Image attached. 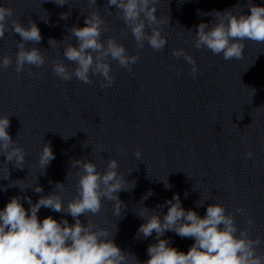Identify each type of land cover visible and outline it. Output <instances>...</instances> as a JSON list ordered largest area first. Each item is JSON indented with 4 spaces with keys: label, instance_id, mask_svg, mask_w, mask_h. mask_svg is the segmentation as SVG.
I'll list each match as a JSON object with an SVG mask.
<instances>
[{
    "label": "clouds",
    "instance_id": "clouds-1",
    "mask_svg": "<svg viewBox=\"0 0 264 264\" xmlns=\"http://www.w3.org/2000/svg\"><path fill=\"white\" fill-rule=\"evenodd\" d=\"M52 2L57 6L67 4V0ZM158 2L159 0H107L104 15H101L97 0H88L89 6H94L95 10L85 16V26L73 25L67 29L77 43L73 45L68 36L59 41L64 44L63 58L74 67L70 69L64 59L58 58L51 61L53 74L65 82L75 77L86 85H92L93 77H96L99 78L102 90L111 88L115 82L112 61L117 62L120 68L131 71L132 65L140 59L139 50L146 44L156 52L165 48L167 38L162 32L164 25L170 24V16L157 15ZM112 6H115V14L124 24L120 34L123 36L130 32L134 38L137 48L135 54H129L125 45L115 36L103 38L109 31L105 15H113L109 11ZM247 8L250 14H245L240 5L224 11L202 13L211 15L213 20L211 23L198 24L194 47L197 50L207 49L214 55H222L225 60L243 59L245 41L264 43V6L247 0ZM70 15V12L61 13L60 19L67 20ZM9 30L20 37L14 61L16 73H22L28 66V73L32 75V67L45 66L48 58L44 51L36 47L43 39L36 22L29 19L27 24L22 23L10 6L0 3V40L5 38V33ZM57 42L53 38L48 40L53 48L58 47ZM29 44L33 46L28 47ZM171 55L183 57L191 65L190 74L195 78L198 67L193 56L182 48L173 49ZM12 65V56L0 57V71H5ZM9 117L0 115V155L6 158L5 163H12L15 168L23 169L26 152L9 134ZM237 118L243 119V115H238ZM83 146L88 145L83 142ZM134 156L140 160L142 153L137 149ZM246 156L251 158L253 153L248 151ZM54 159L50 144L43 143L38 159L42 174ZM71 167L77 168L78 180L76 194L66 204L63 196L65 184L58 182L52 193L41 195L35 203L30 197L13 196L0 210V264H128L130 257L135 259L136 264H141L133 254L122 250L115 243L116 225L115 231H111L108 227L98 226L91 219L101 212L105 200L112 202L113 216L122 218L126 205L119 198V193L131 191L136 186V181L129 182L118 171L119 162L115 158L108 160L103 171L98 170L97 164L92 160L83 158L72 160ZM68 176L69 172L66 179ZM163 184L166 189H170L167 178L163 180ZM14 186H18L21 192L27 189L21 188L19 184L7 187ZM33 191L43 193L44 189L37 183ZM152 194L149 190L139 204L144 205V201ZM187 195L185 192V197ZM22 199L27 200L30 206L28 209L24 207ZM199 201L200 199L196 201L197 207L204 204ZM164 204L168 207L167 213L162 216L158 211L144 206L137 213L145 221L138 228V238H148L155 233L156 239L155 243L147 247L149 259L142 264H264V250L260 249L264 241L260 236H253L251 226L254 220L248 216L247 226L244 228H239L236 223V215H247L243 207L237 206L234 211H228L222 203L213 202L201 217L196 211L182 207L179 194H174ZM163 206L157 205V208ZM41 208L70 215L74 223L69 224L67 219L57 221L52 216L41 221L38 217ZM81 217L86 223L82 222ZM169 231L181 238L194 239L186 253L172 247L169 239L161 238Z\"/></svg>",
    "mask_w": 264,
    "mask_h": 264
}]
</instances>
